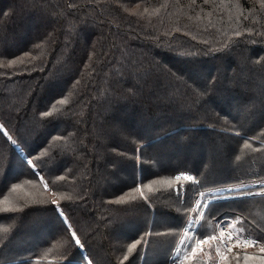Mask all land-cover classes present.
<instances>
[{"label": "trees", "instance_id": "1", "mask_svg": "<svg viewBox=\"0 0 264 264\" xmlns=\"http://www.w3.org/2000/svg\"><path fill=\"white\" fill-rule=\"evenodd\" d=\"M0 125V264L264 242V0H0Z\"/></svg>", "mask_w": 264, "mask_h": 264}, {"label": "rangeland", "instance_id": "2", "mask_svg": "<svg viewBox=\"0 0 264 264\" xmlns=\"http://www.w3.org/2000/svg\"><path fill=\"white\" fill-rule=\"evenodd\" d=\"M250 107H251V104H249L246 108L242 109L241 111L246 112L247 109H249ZM256 121H257V117L252 118L249 122H250V124L254 125V123H256ZM2 130L4 131L3 128H2ZM39 178L45 186V182L42 179V177L39 176ZM191 182L194 183L196 181H195V179L192 178ZM260 183H261V180H258L257 184H260ZM247 186H251V185H247ZM238 187H240L239 189L247 188L246 185L245 186L241 185ZM238 187L232 188L233 191H235V189H237ZM227 189L230 191V188H227ZM262 190L263 189H259V190L255 189V190H244L243 192L242 191L241 192H229L227 194H224V196H236V195L239 196V195H245V193L252 194V193H254V191L260 192ZM197 202H199V201L197 200L194 203L193 208L190 212V216L188 219L189 222L186 223V225L184 227L185 229L182 230L183 240L180 238L179 244H182L184 242H185V244L183 245V247L182 246L180 247L181 248L179 251L180 254L178 255V257L181 258L180 262H175V264H264V251L261 250V249H264V242H262L261 240H258L257 238H255L253 236H250V235H242L243 232L241 230H239L238 227H236L234 222H231L226 227H228V229L237 237H242V238L243 237H251V238L256 239L258 241V245L255 248L246 249V250H237V251H232L230 253H225V252L224 253H218L219 255H217L213 251L214 248L211 247V244L209 243V241H206V242H204V244L202 246L203 252L201 253V255L198 254L199 252L197 249H196V252L193 254L192 248L196 247V239L197 238L194 237L193 230H191V231H186V230L191 229L201 217L200 212H202L203 208L197 209V207H196ZM199 204H200V202H199ZM192 221H195V222H192ZM65 223L67 224L66 219H65ZM203 239H205V238H202V240ZM174 255H176V252L174 253ZM174 255H173V257H174ZM185 256H188L189 258L185 259ZM83 259L84 260L81 264H89L90 260L88 259V257L86 256L85 253L83 254Z\"/></svg>", "mask_w": 264, "mask_h": 264}, {"label": "built area", "instance_id": "3", "mask_svg": "<svg viewBox=\"0 0 264 264\" xmlns=\"http://www.w3.org/2000/svg\"><path fill=\"white\" fill-rule=\"evenodd\" d=\"M188 176H191V175L188 173H183V174L178 175V177L181 179L191 181V180L186 178ZM210 237H211V239H209V237H207L203 240L205 242L209 241V243L211 244V247L214 248L213 251L217 255H219L218 253H224V252L230 253L232 251H237V250L251 249V248H255L258 245V241L256 239L251 238V237H243V238L237 237L228 229V227H226L224 225L219 227L217 232L215 234L211 235ZM197 241H199V240L196 239V244H197ZM203 244H201L200 247L197 248V250L199 252L198 254H200V255L203 252V249H202ZM179 254H180V252L178 253V255ZM180 259L181 258L178 257L175 262H180Z\"/></svg>", "mask_w": 264, "mask_h": 264}, {"label": "snow or ice", "instance_id": "4", "mask_svg": "<svg viewBox=\"0 0 264 264\" xmlns=\"http://www.w3.org/2000/svg\"><path fill=\"white\" fill-rule=\"evenodd\" d=\"M3 127H4L3 125H0V128H3ZM4 134L7 136V138H8L9 140L12 139V137H11V136H8V134H7L6 132H5ZM28 163L31 164L32 161H28ZM186 178L189 179V180L192 179L191 176H188V177H186ZM177 179H179V177H177ZM45 187H47V185H45ZM52 203L55 204L56 201L53 200ZM196 207H197V209L200 208V204H199V202H197ZM208 211H209V213L211 212L210 209H208ZM61 215H63V213H61ZM200 215H203V212H200ZM192 222H195V221H192ZM68 227H70V226H68ZM66 230H67V229H66ZM73 237H76V233H75V232H72V233H71V236H70V238H69V239H70V242H71V239H72ZM209 239H211V237H209ZM204 242H205L204 240H199V241H197L196 247L192 248V253L194 254V253L196 252V249L199 248L200 245L203 244ZM75 244H76V245H81V241H80L79 238H76V239H75ZM133 247H135V245H133ZM261 250L264 251V249H261ZM188 258H189L188 256H185V259H188ZM89 264H91V261H89Z\"/></svg>", "mask_w": 264, "mask_h": 264}]
</instances>
